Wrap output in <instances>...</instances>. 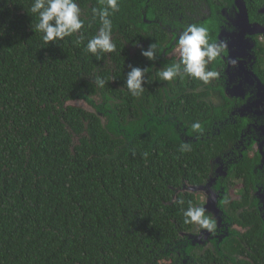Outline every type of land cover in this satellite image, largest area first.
<instances>
[{"label":"trees","instance_id":"trees-1","mask_svg":"<svg viewBox=\"0 0 264 264\" xmlns=\"http://www.w3.org/2000/svg\"><path fill=\"white\" fill-rule=\"evenodd\" d=\"M139 1L119 0L116 51L97 60L84 46L100 27L91 9L104 0H76L88 8L83 43L77 33L48 45L34 31L31 0H0V264H188L173 253L180 231L193 227L183 223L182 208L197 202L184 182H203L240 127L193 141L176 135L169 115L188 133L195 121L203 131L230 102L208 101L198 80L157 78L166 65L141 55L155 40L136 45L142 38L131 24ZM129 64L148 67L153 81L140 97L124 84ZM257 73L264 81V69ZM185 142L191 151L181 153ZM256 157L245 154L231 170L245 189ZM260 214L253 208L233 217L246 228L241 240L228 236L190 264H264Z\"/></svg>","mask_w":264,"mask_h":264},{"label":"flooded vegetation","instance_id":"flooded-vegetation-1","mask_svg":"<svg viewBox=\"0 0 264 264\" xmlns=\"http://www.w3.org/2000/svg\"><path fill=\"white\" fill-rule=\"evenodd\" d=\"M87 11L88 8H81V16H85ZM245 18L246 21H242ZM191 23L208 27L213 39L226 40L228 42L226 55L229 57L233 48L237 53L233 58L245 61L241 65L245 70H250L252 63V71L264 85V81L257 73V69H264L263 35L257 33L264 31V0H140L137 18L131 20L132 27L140 32L142 38L136 45L148 46L155 40L159 55L153 62H157V67L160 66V62L166 66L177 63L179 49L175 41L179 32ZM158 36H161L159 40ZM162 37L164 38L161 41ZM249 43L250 45L253 43L250 49L254 56L252 59L249 58L250 51L245 47ZM126 45L130 46L128 43ZM210 64L214 66V70L224 69L222 80L200 86L196 91H208V101L213 104L214 98L219 101L214 105L221 103L224 105L225 100L229 101L230 105L222 119H216L214 116L212 122L204 125L207 129L202 132L215 135L232 124L240 128L239 134L228 145L227 151L210 160V170L203 182L196 184L184 182L183 188H186L184 191L195 194L196 204L206 203L205 207L208 210L206 214L211 215L218 223L217 232L213 235H201L199 226L194 224L191 230L180 231V238L173 253L177 256L184 254L188 264L194 262L195 255L207 249L214 250L216 244L228 236L240 241L246 228L235 225L233 217H238L245 209L250 211L255 208L258 215L261 213L264 222V99L260 103H255L258 90L245 79L240 81L239 78L245 73L241 69L238 71V65L228 71L224 59ZM226 91L232 92L233 95H226ZM169 118L172 119L171 124L175 125L173 129L179 138L191 141L203 138L202 133H188V128L178 116L169 115ZM204 138H208V134ZM245 154L257 156L250 168L251 181L247 189L244 188V182L239 175L234 178L230 175L233 166ZM197 186H201L200 189L190 190ZM241 199L247 200V203L240 204ZM225 220L228 222L225 223Z\"/></svg>","mask_w":264,"mask_h":264},{"label":"clouds","instance_id":"clouds-1","mask_svg":"<svg viewBox=\"0 0 264 264\" xmlns=\"http://www.w3.org/2000/svg\"><path fill=\"white\" fill-rule=\"evenodd\" d=\"M119 0H104L102 6H93L91 16L98 18L100 27L95 35L87 38L84 46L86 53L92 54L97 60L101 54L116 51V44L112 39L113 20L112 17L120 10ZM35 17L37 22L34 31L41 34L44 44H59L66 37L79 33L76 43H83L86 39L82 29L85 27L81 18V8L76 0H31L28 10ZM179 49V61L166 66L158 71L157 78L162 81L172 82L177 79L183 81L186 77L198 80L205 85L213 81H221L223 68L214 70L209 67L211 62L220 59L226 60L229 66L235 67L238 61L226 55L228 42L223 39H213L210 36L208 27L191 23L186 25L178 34L175 41ZM141 55L153 61L158 58V51L155 43L147 49H141ZM125 86L128 93L133 97H140L147 84L153 81L149 78L148 67L128 65ZM106 81L100 77L96 78V84L103 88ZM193 133H202V125L199 121L191 124ZM181 153L191 151V144L182 143L179 148ZM145 155H147L145 153ZM181 206L185 204L183 199L177 201ZM207 208L204 204H195L192 200L187 201V207L182 208L183 223L186 225H198L201 235H213L217 232L218 223L211 215L206 214Z\"/></svg>","mask_w":264,"mask_h":264},{"label":"water","instance_id":"water-1","mask_svg":"<svg viewBox=\"0 0 264 264\" xmlns=\"http://www.w3.org/2000/svg\"><path fill=\"white\" fill-rule=\"evenodd\" d=\"M242 21H246V18L245 19H243ZM257 33H261L262 35H264V31H259V32H257ZM241 43V42H240ZM246 43H248V42H246ZM253 46V43L250 45V43L249 44H247L245 47H246V49H248L249 51H250V49H251V47ZM235 47H238V46H235ZM230 48V47H229ZM234 49L232 48L231 50H230V53H229V57H231V58H233L234 57V54L235 55H237V53L236 52H234L233 51ZM249 55H250V59H252L254 56L252 55V51H250V53H248ZM238 61V71H240V69L241 70H243L242 72H244L245 73V75L244 76H242L241 78H239L240 79V81H243L244 79H245V81L246 82H248L250 85H252V86H255L256 88H257V90H258V92H257V94L255 95V97H256V100H255V103H260L263 99H264V85L262 84V82L260 81V79L257 77V75L252 71V69H253V66H252V63H250V70H245L244 68H242L241 67V65H242V63H244L245 61H239V60H237ZM227 68H228V71L231 69V68H233L232 66H229L228 64H227ZM236 70H237V68H235ZM230 81H232V79H230ZM227 90H228V88H227ZM233 95L232 94V92H230V93H228L227 91H226V95ZM95 99V98H94ZM76 102H79V103H84V104H87V103H85L84 101H72V102H70V103H73V104H76ZM88 105V104H87ZM89 106V105H88ZM263 106H264V102H263ZM89 108H91V109H93L92 107H90L89 106ZM263 111H264V109H263ZM264 113V112H263ZM200 187L201 186H197V187H192V188H190V190L191 191H195V190H198V189H200ZM186 188H182V190H185ZM260 209H261V211L263 210L261 207H260ZM217 214V213H216ZM218 215V214H217ZM262 215H263V213H262ZM219 217V216H218ZM226 222H228L227 220H225V223ZM223 226H224V228L226 227V225H224V223H223ZM225 230H227V227L225 228ZM181 234H184L183 232H181ZM225 235H226V233H225ZM227 235H228V231H227Z\"/></svg>","mask_w":264,"mask_h":264},{"label":"rangeland","instance_id":"rangeland-1","mask_svg":"<svg viewBox=\"0 0 264 264\" xmlns=\"http://www.w3.org/2000/svg\"><path fill=\"white\" fill-rule=\"evenodd\" d=\"M95 100H98V98H95ZM219 101L214 98V104H217ZM76 105H80V106H83L85 107L87 110H92L91 108H89V106L87 104H84V103H79V102H76ZM206 206V203L204 204ZM196 233V232H195Z\"/></svg>","mask_w":264,"mask_h":264},{"label":"built area","instance_id":"built-area-1","mask_svg":"<svg viewBox=\"0 0 264 264\" xmlns=\"http://www.w3.org/2000/svg\"><path fill=\"white\" fill-rule=\"evenodd\" d=\"M262 40L264 41V35L262 36Z\"/></svg>","mask_w":264,"mask_h":264}]
</instances>
